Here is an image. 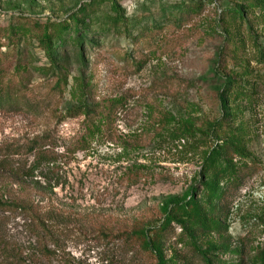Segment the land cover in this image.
Here are the masks:
<instances>
[{
    "label": "rangeland",
    "instance_id": "374dc122",
    "mask_svg": "<svg viewBox=\"0 0 264 264\" xmlns=\"http://www.w3.org/2000/svg\"><path fill=\"white\" fill-rule=\"evenodd\" d=\"M0 90V264H264V0H0Z\"/></svg>",
    "mask_w": 264,
    "mask_h": 264
},
{
    "label": "trees",
    "instance_id": "16d2710c",
    "mask_svg": "<svg viewBox=\"0 0 264 264\" xmlns=\"http://www.w3.org/2000/svg\"><path fill=\"white\" fill-rule=\"evenodd\" d=\"M186 8H182V10H185ZM183 14L186 15V11H183ZM71 24V26H70ZM85 21L84 18L80 19L77 16H74L71 18L70 23H64L60 25H55L54 27L52 25H47L46 27L42 28V43L45 44L44 48L46 50L47 56L49 61H52V50L49 44V38L51 35V32L55 29V35L60 36V40H63L64 38L68 37L71 34V31L75 32V34H79L81 29L87 30L83 32L84 34H87L90 30L88 28L84 27ZM80 35V34H79ZM77 44L80 43L81 39L76 38ZM137 43L132 44V49L127 55H131L137 52L136 49ZM134 59L131 56H128V59L126 62H132ZM12 95L6 92H2L0 90V106H3L7 102L11 100ZM85 110V111H83ZM83 111V112H82ZM88 110L85 107H77L68 112L69 116H79L80 114H88ZM215 125H219L218 122H216ZM215 127V126H214ZM214 130V129H213ZM220 206L216 208H211V209H205L201 211V214L197 215L191 223L196 226V228L199 231L202 232H209V233H215L218 236L225 235V228L224 226L220 223L222 216L224 215V207H223V202H224V195H222L221 200H220ZM16 208L22 210L23 212L29 213V209L25 206H21L20 204L15 205ZM174 215L175 218H180L181 213L180 209L176 206V209L174 210ZM36 223H38L36 221ZM168 227H170V223H165L162 226L153 229L152 233L148 234V231L145 229H135L132 233L128 232L123 235L122 238H124L126 241H132L140 245L142 248L145 250L148 249L150 250L154 245L156 246H161L165 234L168 232ZM194 227H192L194 229ZM35 230L36 232H42L43 234L46 233V229L44 225L40 227L39 224H35Z\"/></svg>",
    "mask_w": 264,
    "mask_h": 264
}]
</instances>
